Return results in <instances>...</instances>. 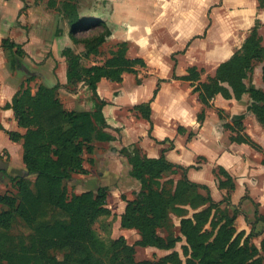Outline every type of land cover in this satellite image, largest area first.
<instances>
[{
    "label": "trees",
    "instance_id": "trees-1",
    "mask_svg": "<svg viewBox=\"0 0 264 264\" xmlns=\"http://www.w3.org/2000/svg\"><path fill=\"white\" fill-rule=\"evenodd\" d=\"M65 1L63 10L68 22L78 26L71 31L70 37L84 46L83 54H77L71 48L62 52L67 61V84L72 91L80 83L86 84L93 93L94 110H66L57 96L62 87L59 83L53 88L40 85L34 94L29 88H22L6 104L5 109L13 111L18 126L25 129V133L7 131L1 123L0 130L6 132L11 141L22 143L23 163L27 174L35 180L32 183L25 177L12 178L17 185L18 197L0 196V205L6 207L0 211V264H184L178 251L174 250L181 238H165L158 232L160 224L170 217L169 209L173 204L194 211L191 218L182 217L180 232L188 244L183 248L184 254L191 251L193 257L199 258L198 264H264V259L257 257L261 252L264 255V239L259 250L251 243L256 236L253 231L247 236L245 232L237 231L238 212L235 210L230 214L221 209L223 204L231 205L230 194L216 202L208 186L188 178L189 168L170 162L164 153L159 158H149L138 148L120 150L132 167L131 177L141 184L134 199L123 197L126 207L121 215V227L136 230L140 239L134 245L128 244L123 236L114 241L109 262L96 256L94 235L99 220L112 215L108 207L110 190L101 187L95 192L70 193L67 184L75 174H88L84 155L94 153L95 141L115 140L105 132L107 122L103 108L107 102L98 93L99 82L104 78L122 82L125 73L137 74L138 68L147 65L142 58H130L128 44L122 42L104 64L84 67L82 60L100 55L101 47L112 32L106 23L82 19L73 0ZM257 1L260 8L264 7V0ZM93 22L102 30L93 37L76 39L75 32ZM261 26V22L256 21L242 47L221 63L207 81L201 82L196 67L190 68L189 74L182 79L193 84L194 92L207 106L217 95L237 100L249 95L248 111L264 128V90L246 83L255 65L264 61ZM2 48L9 53L11 67L18 64L19 58L27 56L23 46L9 38L2 40ZM262 80L264 82V68ZM157 93L158 89L154 97ZM135 110L151 121V102L137 105ZM244 118V115L234 116L225 126L235 134L232 141L248 144L263 153L264 165L263 149L244 132ZM203 119L201 114L199 121ZM178 130L184 132L182 127ZM179 172H182V178L175 183L169 177ZM218 174L225 178L220 179L219 187L233 191L232 176L223 168ZM165 182L171 184L172 189H168ZM17 216L32 230L29 236L20 238L18 247L7 245L9 242L6 241L7 238L13 241L7 233ZM137 246L172 252L159 260L139 262L135 259ZM57 250H68V253L59 259L51 254ZM186 264L195 262L188 259Z\"/></svg>",
    "mask_w": 264,
    "mask_h": 264
},
{
    "label": "crops",
    "instance_id": "crops-1",
    "mask_svg": "<svg viewBox=\"0 0 264 264\" xmlns=\"http://www.w3.org/2000/svg\"><path fill=\"white\" fill-rule=\"evenodd\" d=\"M30 1L0 0L1 43L3 39L9 38L23 46L29 59L39 64L45 61L46 65L50 66V75L42 74L41 76L39 72L34 75L39 77L40 74L41 77L38 78V82L41 81L42 85L49 88L55 87L58 83L62 84V87L57 91V96L66 110L93 111V93L86 84L80 83L74 91L69 86L65 87L67 84V61L61 53L65 48H71L77 54L84 52L83 45L76 43L70 37L73 25L67 20L62 23L63 15L56 10H33ZM119 1L110 0L111 7L107 8L106 14L111 17L105 22L112 34L103 46H110L109 49L115 51L116 45L128 42L129 57L142 58L147 67L138 68L137 74L125 73L122 82H112L105 78L99 82L98 93L101 99L107 102L103 108L107 122L105 132L112 135L115 140L112 142L95 141L93 143L94 153L84 155L85 169L89 175H92L93 172L97 171L98 165L101 164L100 176L113 175L119 177V165H121L127 168L128 175L133 182L135 181L140 186L136 190L138 193L141 190V184L131 177L132 167L127 158L121 155L120 150L138 148L149 158H159L164 153L170 162L189 168L188 178L192 182L208 186L216 202L223 201L224 196L230 194L231 207L239 210V216L235 222L236 228L238 231H245L246 236L254 229L256 236L253 241L257 247H260L261 241L264 239L263 154L248 144L232 141L231 137L235 134L225 126L232 122L234 116L244 115L245 134L251 137L264 151V128L259 124L255 115L248 111L250 97L244 95L241 100H237L235 98L225 99L223 96L217 95L207 106L200 101L199 94L194 92L193 84L182 78L189 74L190 68H197L199 64H203L197 55L199 52L197 50L198 42H203L206 45L209 64L218 60L219 65L229 60L235 51L242 47L256 21H260L262 24L260 34L264 43V7L260 8L258 1H253L257 5L253 18H247V28H244L243 19L245 18H241L242 15L246 17L245 11L239 9V17L233 20L232 37L227 38L223 34L222 37L219 35L220 39L218 38L219 40L216 41V34L211 28L208 30L207 36L203 39H197L196 17L201 8L192 6L187 8L184 6L183 0H161L170 2V4L172 1L177 2L172 5V9L166 11L168 15L184 16L183 23L175 25L168 23V21L158 23L157 20L156 22L153 20L154 24H151V21L140 24L137 22L138 20L132 22L129 19L125 20V18L119 19L120 16L134 17L135 19L141 15L157 16L163 14L161 6H167L166 2L162 3L160 0H122L123 3L119 4ZM178 1L181 3L179 4ZM194 1L199 4L201 0H191L190 2L194 3ZM225 1L223 12L228 11L236 16L234 8L230 5L227 6ZM229 2L235 1L229 0ZM207 3L208 5L206 8L203 7V11L206 10L209 14L211 4L209 5L208 1ZM27 6L29 8L25 10ZM82 9L79 5L78 12L83 19ZM42 14L51 16L50 25L46 26L45 18L39 17ZM33 15L38 16V18ZM32 16L34 23H27L30 18L33 19ZM117 23L118 27L116 26ZM174 27H178L179 30L172 29ZM178 34L183 39L181 45H176L179 43V40L175 39ZM135 46L141 50L132 56L131 51ZM45 48L51 54L44 60L45 55L42 50ZM30 49L33 52H30ZM183 60L186 62L183 63ZM200 69L198 70L201 75V82H205L210 72L202 71L204 67ZM10 88L8 85L3 90L6 91ZM156 89H158V93L154 97ZM148 102H151V121L143 118L135 110L137 105ZM2 106L4 105L0 101V112L12 116L8 118V121L14 129L9 131L24 134L25 129L18 126L13 111H3ZM201 114L204 115L202 122L199 121ZM0 123L8 130L2 117H0ZM179 127L184 129L183 133L179 132ZM1 136L7 138L0 131V140L2 139ZM190 136L192 137L189 140ZM16 144H19V147L14 150L13 148L16 146L13 144L5 148H8L12 161L20 163V160L23 162V147L22 143ZM87 155L89 156L88 159H86ZM22 162L20 167L22 170H26ZM86 162L91 167L97 166L91 170ZM220 168L225 169L232 176L235 184L233 191L219 187L220 179H225L218 174ZM88 174L75 175L88 176ZM169 178H173L176 183L182 178V172ZM103 180H107V178ZM103 185L102 183L98 189L108 187ZM134 198L135 196L133 198L127 197L129 200ZM125 207L126 204L123 205V212Z\"/></svg>",
    "mask_w": 264,
    "mask_h": 264
},
{
    "label": "rangeland",
    "instance_id": "rangeland-1",
    "mask_svg": "<svg viewBox=\"0 0 264 264\" xmlns=\"http://www.w3.org/2000/svg\"><path fill=\"white\" fill-rule=\"evenodd\" d=\"M183 1H184L183 2L184 6L187 8L191 6L195 8L197 7L201 8L196 17L197 25H198V30L196 31V34H198L196 35L197 39H203L205 36H207L208 30L211 28L213 33L216 34V37H217L215 39L216 41H218L220 39L219 37L220 36L222 37L223 34L226 35L224 37H227V38L232 37L231 29L233 27V20L239 17V12H238L239 9L242 11L243 10L245 11L244 14L246 15V17L242 15L241 18H245L243 19L244 28H247L248 27L247 18L248 17L253 18L255 7L257 5L256 2H253L256 0H234L235 2H231L232 4L229 2V0H226L225 1L226 5L232 6L234 8L233 10L236 11V16H233V14H230L228 11L223 12L224 0H201L199 1V4L195 3V1L194 3L193 2L191 3L190 2L191 0H183ZM185 1L187 2L189 1L188 2L189 4ZM207 1L209 2V5L211 4L209 14L207 13L206 10L203 11V7L206 8V6L208 5ZM65 2H66L65 0H31L30 6L33 8V10L35 9H38V10L46 9L47 11H50L51 9L56 10L61 15H63L61 22L64 23V21L66 20L68 21V19L66 18V15L64 14V10H63ZM161 2L165 3L166 1H161ZM73 3L76 5V7H79L80 5V8L81 7L83 8L82 9L83 19L96 21V23L97 22L106 23L105 21H108V19L111 17L106 14L107 8L111 7L110 0H73ZM121 3H123L122 0L119 1V4ZM176 3H177L176 1H172V4H170V2L168 3L166 2L165 4H167V6H161V8L163 9V14H160L157 16L156 15L151 16L148 14V16L141 15V17H137L135 19L134 17L120 16L119 19L125 18V20L129 19V21H132V22H134L135 20H138L137 22H139L140 24H145L146 21L148 22L151 21L150 23L154 24L156 20L158 21V23H161V21L162 23L165 21H168V23H172L174 25L182 24L183 20H185L183 19L184 16L168 15L166 12L169 9H172L171 8L172 5H175ZM178 3L180 4L181 2L178 1ZM179 7H183V6H179ZM28 8L29 6H27L25 10H27ZM34 17L38 18V16H34ZM34 17L33 19L30 18L27 23L33 24ZM39 17L45 18L46 26L50 25L49 24L50 23L49 19L51 17L50 15L42 14V15H39ZM116 26L118 27V23ZM76 27L78 26L76 25L73 26V29H75ZM172 29L179 30L178 27H174ZM101 30L102 28L97 26L93 22V23H90L84 26V28L82 26L79 30H77L75 32V37L76 39H79V40H82L84 38H90V37H93L95 34H97V32H100ZM43 34H46V33H43ZM175 39L179 40L178 41L179 43H176V45L182 44L181 41L183 39L181 38L179 34ZM120 44L121 43H119L118 45ZM127 44L129 48V43L127 42ZM118 45L115 46L116 50L118 48ZM79 46L82 47L81 45ZM109 47L110 46H103L100 55H97V56H94L88 59L84 58L83 59L84 67H88V66L95 65V64H98V65L104 64L105 61L114 52V51H111ZM83 49H84V46H83ZM139 50H141V48H139L138 46H135L134 49L131 51L132 56H134L135 53L137 54ZM197 50L199 51L197 55L200 57V62L203 63V64H199V67H197V69L204 67L202 71L210 72V74L208 75V78L211 76H214L216 69L218 68L217 66H219V61L215 60L214 63L209 64L207 47L203 42L197 43ZM30 52H33V51H31L30 49ZM42 52L46 56V57L44 56V60L45 58H48V56L51 54V52L48 53V49L46 48L43 49ZM55 53H57L56 50H55ZM180 53H183V52H180ZM61 55L63 56L62 53ZM185 62L186 60H183V63ZM263 68H264V61L257 63L255 65V69L253 73L250 74L249 78L246 80V83L249 86L250 85H254L255 87L258 86L257 88L264 90V82L262 80ZM36 72L41 73V76L42 74L50 75L51 74L50 66H47L45 61L39 64L33 61L32 59H29V56L27 55L23 58H19L18 64L15 67H11V63L9 61V53L6 52L2 48V43L0 41V101L4 105L2 106L3 111L6 110L5 109L6 104L10 103L14 95L18 91H20L22 88L27 87L31 90L33 94L36 93L39 86L42 85L40 83L41 81L38 82V78L41 77L40 74H39V77L37 75H34ZM8 85L12 89L10 88L9 90L4 91L3 88ZM67 86L68 84H66L65 87ZM0 115H1L0 117H2V120L5 121L7 124V129H8L7 131L13 130L14 128L9 124V121H8V118L9 117L11 118L12 116H9V114H5L3 112H0ZM1 132L7 138H4L3 136H1L2 139L0 140V196L4 194H9L11 196L18 197L17 185L15 184V182L12 181V178L25 177L27 179H30V181L33 183L35 180V177L30 176L29 174H27L26 170L21 169L20 163L22 162V160H20L21 161L20 163L12 161L11 156L8 152V148H5V147H10V145L13 144L16 146L13 148L14 150L15 148L19 147V144L13 143L10 140L6 132L4 131H1ZM21 154H22V150H21L20 156ZM98 154L102 155L101 153H98ZM88 157L89 156L87 155L86 159H88ZM86 164L91 170H93L97 166L96 165L95 167H91L89 166L88 162H86ZM119 167H120L119 177H116L113 175H110L107 177L100 176L99 173L101 169V164H99L97 167V171L93 172L94 174L92 175L88 174V176L87 175H83V176L75 175L74 178L71 181H69L67 184L70 193L76 192L78 194L86 192V191L95 192L97 191L98 187L102 185V183L104 184L103 186H108L110 188L109 197H108V207L109 209H111L112 215L109 217H103L99 220V226L94 235L95 237L94 244L97 250L95 254L96 256L105 259L106 262H109L110 260L111 252L113 249L112 244L114 241H116L117 239L123 236L125 237L128 244L134 245L140 239V236L136 230H125L121 227V215L124 213L123 205L126 204V202L123 200V197L127 198L128 196H130L131 198H133L136 194V190H138L140 186L135 181L133 182V180L129 177L127 168L122 167L121 165H119ZM105 178H107V180H103ZM165 184L168 189H172L171 184L167 182H165ZM176 205L177 204L171 205L169 209L170 217L160 224L158 232L161 236L165 238L174 239V238L180 237L181 240L177 242V245L174 250L178 251L184 264H186L188 259H191L192 261L195 262V264H198L199 258L196 259L195 257H193L191 254V251L188 253V255L184 254L183 248L184 246H188V244L186 242V239L182 236L180 232V222H181L182 217L184 215H187L188 217L191 218L193 216L194 211L191 208H181ZM5 209L6 207H4L3 205H0V211L5 210ZM221 209L228 210L230 214H233L235 210L239 212L238 209H233L231 205L228 206L226 204H224V206H222ZM236 229L238 231V228ZM238 232H245V231H238ZM31 233H32V230L27 226L25 221L17 216L13 222L11 230L7 233L9 234L10 237L13 238L12 239L13 241L10 242L9 239L7 238L6 241L9 242L7 243V245H10V246L18 245L19 246L20 238L29 236ZM253 233L254 235H256L254 231ZM3 240H5V238ZM251 243L252 245H256L253 240L251 241ZM258 248L259 250H261V245ZM171 252L172 251H163V250H159L153 247L137 246L136 253H135V259L139 262L140 261H155V260H159L160 258L168 255ZM67 253H68V250H57V251H52L51 254L55 255L59 259H63V257ZM257 257L262 258V260L264 259V255L262 252Z\"/></svg>",
    "mask_w": 264,
    "mask_h": 264
}]
</instances>
